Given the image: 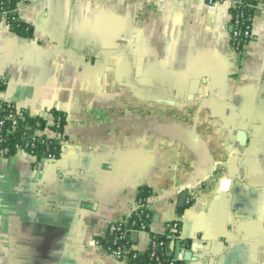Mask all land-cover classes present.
I'll use <instances>...</instances> for the list:
<instances>
[{"label":"crops","instance_id":"crops-1","mask_svg":"<svg viewBox=\"0 0 264 264\" xmlns=\"http://www.w3.org/2000/svg\"><path fill=\"white\" fill-rule=\"evenodd\" d=\"M17 5L33 33L0 19V98L63 112L66 140L58 158L0 156V264H126L95 240L141 186L137 249L177 219L186 264H264V0L243 55L229 0Z\"/></svg>","mask_w":264,"mask_h":264},{"label":"trees","instance_id":"trees-1","mask_svg":"<svg viewBox=\"0 0 264 264\" xmlns=\"http://www.w3.org/2000/svg\"><path fill=\"white\" fill-rule=\"evenodd\" d=\"M258 2L259 0H236V4L230 6L231 33L234 29L240 30V34L237 36V42H239V44H235L234 46L237 51H241L250 39L251 34L245 36V29L247 27L252 29V20L256 14ZM17 4L18 0H0V13L5 12L6 21L12 30L21 36L30 37L33 33L32 25L20 17ZM236 17L239 18L238 23H234ZM5 87L6 81L0 77V91L5 89ZM16 106L17 105L14 102L0 98V120L5 119V116L9 111H15ZM21 110L23 116H18L15 127H12L11 122L7 119H5L4 124L0 126V133H2V136H0V150L8 147V151L3 156L13 155L18 151V148H23L25 151L34 154L38 160L48 155L58 158L62 151L61 144L55 142L53 139H47L45 136H38L35 140H31V136L29 135L30 130L25 129V126L30 124L34 129H44L46 127L51 129H63L66 122L65 114L61 111L53 110L55 118L61 117V126L57 127L54 123L48 124L47 119L41 115L32 114L30 110L26 108H22ZM150 194L151 190L149 187L141 186L139 188L138 197L143 200H146ZM186 205L189 206L190 204L186 203ZM131 218L133 217H126L125 223L120 226L118 231H122L128 227ZM179 225L181 226L180 221ZM173 234L179 233L173 232L169 229L165 230L162 234L151 233V236L165 241V250L160 252V255L164 258L163 264H168L167 261L174 255V247L171 248L170 239ZM101 241L104 244H108L111 242V236L107 234L101 238ZM122 241L125 243H132V232L127 233ZM177 241L185 246L188 244L187 239L181 238L176 240L175 243ZM126 257L129 264H157L155 260L150 259L149 250H146L145 252L137 251L136 254L133 251H129L126 252ZM174 264H186V262L185 260H175Z\"/></svg>","mask_w":264,"mask_h":264},{"label":"built area","instance_id":"built-area-1","mask_svg":"<svg viewBox=\"0 0 264 264\" xmlns=\"http://www.w3.org/2000/svg\"><path fill=\"white\" fill-rule=\"evenodd\" d=\"M206 1L209 4H213V3L217 2L218 0H206ZM229 1H230L231 5L236 4V0H229ZM0 19L6 20L5 12L0 13ZM238 21H239V18L236 17L234 23H238ZM239 34H240L239 29H234L231 33L232 44L234 46H235V44H237V45L239 44V42H237V36ZM250 34H251V29H249V27H247L245 29V36H249ZM238 52H239V54L243 55L244 54V47L241 51H238ZM21 109H22L21 107L16 106L15 111H9L6 114L5 119H7L11 122L12 127L16 126L18 116H21V117L23 116V112ZM5 119L0 120V126H2L4 124ZM60 120H61V117L55 118V116H54L53 123L57 127H60L61 126ZM47 122H48V120H47ZM25 129L30 130L29 135L31 136V140H35L36 137H38V136H43V137L45 136V138L53 139L55 142L61 144V146H63V143L66 140L64 128L63 129H58V128L57 129H51V128L46 127L44 129H39V128L34 129L30 124H27L25 126ZM48 132H51V134H52L51 137L48 136ZM0 136H2V133H0ZM18 150H24V149L18 148ZM7 151H8V147L2 148L0 150V156H3ZM46 157L55 158L52 155H48ZM192 202H193V195L191 194L186 198V203L191 204ZM150 207H151L150 201L148 200V198L146 200H143L142 198L137 197V200H136L135 205L133 207L132 213L130 215L126 216V217H130V216L133 217V218H131V221L129 222V226L126 227L122 231H118L120 229V226H122L125 223L126 217L119 219V220L109 222L107 225L106 232H105L104 236L109 234L111 236V242L108 244H104L101 241V238H97L95 240L96 244L103 246V248L105 249V251L107 253H109L111 256H113L114 258H116L118 260L124 261L126 264H129L128 259L126 257V252L133 251L136 254L137 251L145 252L146 250H149L150 259L155 260L157 262V264H163L164 258L160 255V252H163L165 250V241L162 239H157L154 236H151V233H153V232L150 233V238L148 240V244H147V247L145 250L137 249L135 247L134 241L132 243H125L122 241L123 238L129 232L133 233L134 231H136L137 233H139V232L149 231V226H150V223L152 221V213H151ZM180 228H181V226L179 225V220H177V219L169 220L165 223V230L169 229V230H172L173 232L179 233V234H173L171 236V238H170L171 243L173 241L175 242L176 240H179L182 238V236L180 234ZM175 260H184V259L181 255L176 256L174 254L173 257H171V259H169L167 262H168V264H174Z\"/></svg>","mask_w":264,"mask_h":264},{"label":"water","instance_id":"water-1","mask_svg":"<svg viewBox=\"0 0 264 264\" xmlns=\"http://www.w3.org/2000/svg\"><path fill=\"white\" fill-rule=\"evenodd\" d=\"M231 29H232V27H231ZM186 196H187V190H185V189L183 188L182 191H181V194H180L179 202H178V205H179V209H178V211H179L180 213H182V212L184 211V209H185ZM132 236L135 238V237L137 236V232L134 231V232L132 233ZM174 245H175V242L173 241V242L171 243V248H173Z\"/></svg>","mask_w":264,"mask_h":264}]
</instances>
